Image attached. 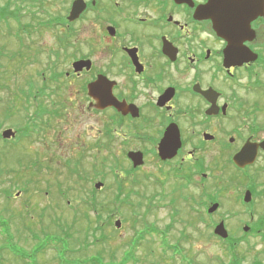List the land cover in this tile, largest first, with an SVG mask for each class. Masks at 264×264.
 <instances>
[{
    "label": "flooded vegetation",
    "instance_id": "af4514ba",
    "mask_svg": "<svg viewBox=\"0 0 264 264\" xmlns=\"http://www.w3.org/2000/svg\"><path fill=\"white\" fill-rule=\"evenodd\" d=\"M78 1L70 0L67 14L47 23L49 28L63 27L50 70L60 73L58 64L66 58L61 54L68 53L69 69L63 75L69 81L41 74L51 90L40 92L42 104L54 101L57 88L70 85L81 105V120H74L71 131H59L61 145L79 155L63 165L80 166L92 151L103 154L115 148L127 156L132 166L125 174L133 176L152 154L168 166V198L174 205L193 201L180 195L190 189L206 198L208 188H219L216 172L228 169L238 182L231 189L240 190L237 201L250 220L245 233L259 235L264 250V9L250 23L253 33L234 43L236 52L233 42L215 30L218 13L209 9L211 0H82L84 10L70 21ZM235 53L250 58L234 60ZM100 79L103 97L109 96L118 107L90 91ZM54 104L52 112L42 116L46 122L41 121L38 131L41 140L52 121L62 120ZM166 134L179 147L174 157L162 160L159 148ZM242 152L250 162L239 167L234 158ZM131 153H141L143 164L134 168ZM105 164L101 159L95 165ZM247 193L251 196L245 202ZM194 201V211L200 214L201 200ZM144 239L140 234L133 243L136 251ZM160 245L168 255V242ZM236 250L234 242L233 257ZM252 264L264 263L259 257Z\"/></svg>",
    "mask_w": 264,
    "mask_h": 264
},
{
    "label": "rangeland",
    "instance_id": "374dc122",
    "mask_svg": "<svg viewBox=\"0 0 264 264\" xmlns=\"http://www.w3.org/2000/svg\"><path fill=\"white\" fill-rule=\"evenodd\" d=\"M25 1L0 0V9L17 15V20L10 15L0 18V264H239L233 262L227 241L214 235L215 226L222 220L229 237L238 243L236 253L241 264H252L259 257L264 263L261 237L243 230L245 225L250 226V220L243 203L237 201L240 190L231 189L238 182L228 169L216 172L219 188H208L206 198L190 189L180 195H188L193 201L181 200L174 205L168 198V166L152 154L133 176L125 174L132 166L127 156L115 148L108 153L87 154L78 173L65 167L66 159L79 155L61 145L59 131H71L74 120L80 121L82 117H77L79 112L81 115V105L70 85L63 90L57 88L54 101L45 99L49 108L56 107L55 102L58 104L65 123L61 119L52 121L53 127H46L48 135L44 140L34 131L29 138L5 142L2 134L7 129H33L27 119L35 116L40 100L28 103L19 91H28L30 84L41 87L42 73L53 80L50 60L58 51L57 35L63 27L46 25L54 16L67 14L70 3ZM67 54H61L62 59L66 58L56 70L63 74L69 69ZM62 81L69 80L64 76ZM50 91L49 88L47 92ZM101 159H106V164L96 167ZM99 182L103 187L97 190L95 185ZM61 190L66 196H60ZM93 191L98 192L97 203H103L102 212H97L101 216L99 225L103 226L86 235L85 219L92 223L99 219L85 204ZM241 191L244 193V188ZM116 199L119 201L115 203ZM195 199L201 200L200 214L194 211ZM215 203H220V208L210 216L207 211ZM117 222H121L120 228H116ZM140 234L145 239L136 251L133 243ZM163 241L168 242V255L162 254ZM40 244L44 248L37 253Z\"/></svg>",
    "mask_w": 264,
    "mask_h": 264
},
{
    "label": "water",
    "instance_id": "95a60500",
    "mask_svg": "<svg viewBox=\"0 0 264 264\" xmlns=\"http://www.w3.org/2000/svg\"><path fill=\"white\" fill-rule=\"evenodd\" d=\"M82 0H79L74 6L73 11L69 17V20H74L83 10L84 4L82 5ZM209 9L214 10V12L218 13L217 20L214 19L215 22V30L220 34L228 37V39L233 42L232 50L238 51L234 43L242 42L244 36L249 35L251 32L250 23L252 20H255L258 16L263 14L264 9V1L263 0H211ZM206 11V10H205ZM253 33V32H251ZM251 53V52H250ZM247 55V54H246ZM245 54L235 53L233 54L234 60H248L250 58L246 57ZM254 60L255 57H252ZM243 63V61H242ZM102 79H100L97 83L90 86V91L96 94H99V99L106 98L109 99V96L103 97L102 92ZM102 95V96H101ZM109 105L118 107V103L115 100L108 101ZM4 139H11L16 136V133L12 129H7L2 134ZM172 146V148H171ZM179 147V143H176L174 139L166 134L163 138L162 143L159 148V156L162 160H167L174 157L177 153ZM248 154L245 152L240 153L234 158V162L239 167H244L250 161H247L245 158ZM129 159L133 162L134 167H138L143 164V155L141 153H131L128 155ZM103 186L102 183H98L96 185L97 189H100ZM250 193L245 195V202L250 200ZM219 204H213L208 212L214 213L218 210ZM116 227L120 228L121 223L117 222ZM244 231H248V227L244 228ZM215 235L222 239H227L229 237V233L226 229L224 221L218 224L214 230Z\"/></svg>",
    "mask_w": 264,
    "mask_h": 264
},
{
    "label": "trees",
    "instance_id": "16d2710c",
    "mask_svg": "<svg viewBox=\"0 0 264 264\" xmlns=\"http://www.w3.org/2000/svg\"><path fill=\"white\" fill-rule=\"evenodd\" d=\"M14 13H16V12H14ZM14 13H12V15H11V13L9 14V13H7V11L6 10H4V9H0V18H2V19H6L7 18V16L8 15H10L11 17H13V18H15L16 20H17V15H15ZM20 18L18 17V20H19ZM49 26V25H48ZM50 27H54V26H50ZM63 38H60V42L62 43L63 42ZM51 72H53V71H51ZM53 74H54V77H52V81H59L60 80V78L61 77H63L64 75H63V72H60V73H56V72H53ZM53 76V75H52ZM43 80V79H42ZM46 80H43L42 81V83H43V85L41 86V87H35L34 85H32V84H30L29 85V87H28V91L27 90H22V91H19L20 92V95L22 94V95H24V97H25V99H26V101L28 102V103H30V101L32 100V99H34V100H37L38 101V99H39V97H40V94L44 91V90H46V89H49L48 87L49 86H47V85H45V82ZM50 81V80H49ZM38 90V92L36 91L35 92V90ZM41 92V93H40ZM35 93V95H33ZM38 93V94H37ZM40 93V94H39ZM34 107V106H33ZM36 108H38V110L36 111V112H34V114H35V116H30L29 114H27V115H29L30 117L27 119V121H28V125H31L32 124V128L33 129H29V128H25V129H21V130H19V138L20 139H22V138H26V137H29L30 136V133L32 132V131H38V129L40 128V124H39V122L41 121V119H42V116H43V114H45V113H48V112H50V110H45V108H44V106L41 104V103H38V105H36ZM25 110V109H24ZM8 112H11L10 110H8ZM8 112H7V115L9 116V114H8ZM52 112V111H51ZM19 140V139H18ZM5 142H9L8 140H5ZM79 167H81V163H80V166H75V167H72V168H69V170L71 171V172H74L75 173V171H76V173H78L79 172ZM118 177V176H117ZM79 179H82V180H84L85 179V177H83V176H79ZM120 189H122V188H120ZM62 191V193L64 194V196H66V194H65V192L63 191V190H61ZM60 191V192H61ZM93 194H92V198H90V200H89V198H88V200L87 201H85V204H86V206L88 207V209H90V210H93L95 213H97L98 212V210L100 209V211L101 210H103L102 208H103V203H97V201H96V191H93L92 192ZM120 193H122V190H121V192ZM63 194H60V196H62ZM63 197V196H62ZM117 201H119V200H117L116 199V201H114L115 203L117 202ZM99 211V212H100ZM102 212V211H101ZM85 215V214H84ZM85 217V216H84ZM86 217H87V215H86ZM96 217H98L99 219L97 220V218H96V220H94V222L92 223L91 222V220L90 219H85V220H87L88 221V228H86L87 229V231L85 232V234L87 235L88 234V232L89 231H91V230H93L94 231V233L95 232H98V226H103V224H101V225H99V220L101 219V216L97 213L96 214ZM111 217V216H110ZM92 224H95V226L94 227H91V223ZM89 224H90V226H89ZM46 233H48V232H45V234ZM49 235V234H48ZM50 236V235H49ZM48 236V237H49ZM52 237V236H51ZM35 240H37V238L35 237ZM52 240V239H51ZM52 241H56V239H53ZM58 243V242H57ZM57 243L56 244H51L50 246H52L53 245V247H56L57 246ZM232 243H234V241H232V239L230 238V239H228L227 240V250H228V252L230 253V255L232 256V258H233V262H235V263H239V264H241V259H240V257L238 256V254L236 253L235 254V257H233V255H232ZM237 246H238V243L236 242V249H237ZM42 248H44V246L42 245V244H40L39 245V247H38V249H37V253H41V251L42 250H40V249H42ZM7 249V248H6ZM237 251V250H236ZM35 256V255H34ZM18 257L19 258H21V259H23V260H25L26 261V259L27 258H24L22 255H18ZM37 260V259H36ZM37 262V261H36ZM33 263V264H38V263ZM41 263V262H40ZM42 264V263H41ZM81 264H85V261L84 262H81Z\"/></svg>",
    "mask_w": 264,
    "mask_h": 264
}]
</instances>
